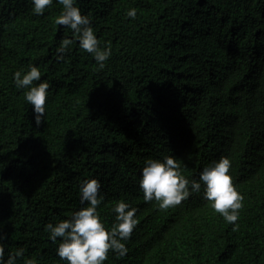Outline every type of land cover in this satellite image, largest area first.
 <instances>
[{
  "label": "trees",
  "instance_id": "trees-1",
  "mask_svg": "<svg viewBox=\"0 0 264 264\" xmlns=\"http://www.w3.org/2000/svg\"><path fill=\"white\" fill-rule=\"evenodd\" d=\"M111 57L99 68L70 28L30 0H0V235L5 258L67 264L45 225L86 206L84 179L101 182L106 226L120 199L137 209L125 256L104 264H264V0H77ZM137 9L133 19L126 15ZM73 39L64 60L56 49ZM29 63L50 84L41 124L13 73ZM179 158L199 180L221 156L243 194L234 224L193 193L166 210L146 202L149 158ZM238 225V227H237ZM235 229V230H234Z\"/></svg>",
  "mask_w": 264,
  "mask_h": 264
},
{
  "label": "clouds",
  "instance_id": "clouds-1",
  "mask_svg": "<svg viewBox=\"0 0 264 264\" xmlns=\"http://www.w3.org/2000/svg\"><path fill=\"white\" fill-rule=\"evenodd\" d=\"M54 0H30L32 11L43 15L45 9ZM62 5V11L55 23L70 28L78 41L79 48L93 55L99 68L105 67L112 55L110 43L100 46L92 21L88 14L82 13L77 6V0H56ZM126 15L131 18L137 16V9L130 8ZM73 39L65 37L56 49L58 60H64ZM40 68L29 63L27 69L13 73L17 88L23 89L26 101L32 105L35 122L41 124L46 115V102L50 84L41 79ZM231 160L221 156L205 166L199 174V180H190L183 174L180 160L172 155L160 158H149L145 161L139 176V188L146 202L156 201L162 210L177 206L193 193L201 192L203 199L210 207L221 214L226 222L234 224L239 218V210L243 207V194L233 183L230 173ZM101 182L95 178L84 179L79 187L81 202L86 206L72 212L67 218L53 224L45 225V231L50 239L59 243L56 255L67 264H104L109 252L119 257L127 254L128 248L124 241L129 240L138 224L137 209L130 203L120 199L114 204L112 211L116 214L115 221L110 227L106 226L101 217L99 206L104 201L101 194ZM238 227V225H237ZM235 230V229H234ZM4 236L0 235V264H17L23 258L24 250L18 249L5 258ZM23 264H37L34 257L23 260Z\"/></svg>",
  "mask_w": 264,
  "mask_h": 264
}]
</instances>
